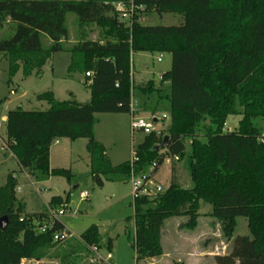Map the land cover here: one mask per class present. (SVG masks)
<instances>
[{
    "label": "trees",
    "instance_id": "obj_1",
    "mask_svg": "<svg viewBox=\"0 0 264 264\" xmlns=\"http://www.w3.org/2000/svg\"><path fill=\"white\" fill-rule=\"evenodd\" d=\"M119 2L134 6L128 23L116 9ZM140 10L179 13L184 22L144 25ZM68 13L77 16L80 26L98 25L102 38H83L67 47ZM6 22L13 33L0 39V54L9 61L10 78L19 71L24 78L41 74L61 51L71 54L70 71L92 72L86 76L91 90L86 103L59 100L46 91L37 99L47 101L49 108L7 112L6 142L21 170L36 181L64 177L71 182L70 169L50 163L58 138L88 139L91 173L99 186L130 180L132 171H145L154 162L156 174L167 158L187 157L191 188L180 184L173 161L164 191L134 198L136 259L164 253L166 219L187 216L186 227L194 229L203 201L212 206L211 215L221 222L225 236L233 238L231 251L217 254L216 264H264V143L259 141L262 129L253 123L264 117V0H0V28ZM141 51L171 54V68L158 82L132 78V54ZM132 98L139 101V111L168 113L170 122L163 136L145 134L133 149L134 161L114 165L95 138L96 115L130 113ZM232 115L242 116L238 127L224 131ZM202 121L204 136L198 134ZM16 187L13 173L0 187V217L9 218L5 229L0 228V264L43 259L61 242H54V234L65 229L60 220L51 219L48 208L25 212ZM68 203V196L58 195L48 206ZM238 217L247 218L250 236L234 237ZM81 236L85 243H99L95 226Z\"/></svg>",
    "mask_w": 264,
    "mask_h": 264
},
{
    "label": "rangeland",
    "instance_id": "obj_2",
    "mask_svg": "<svg viewBox=\"0 0 264 264\" xmlns=\"http://www.w3.org/2000/svg\"><path fill=\"white\" fill-rule=\"evenodd\" d=\"M182 17L179 13H159L156 10H140L139 12L140 22L144 25H180L184 22ZM121 20L126 23L129 22L128 19L121 18ZM66 24L69 30V37L65 42L67 47H71L83 38L101 39L104 34L102 28L96 24L80 26L74 13L67 14ZM12 33L13 25L6 22L0 28V39L9 37ZM44 43L45 45L49 44L46 40ZM161 55L162 61H158V57ZM70 62L71 54L69 52L54 53L43 67L41 74L34 73L26 83L22 71L16 77L10 78L9 61L3 54H0V134L2 132L6 135V123L1 119L3 113L18 107L25 110H45L49 108L47 101L38 99L33 100L32 105H28L26 103V97L28 96L35 97L38 93L55 91L59 100L78 98L83 103L88 102L89 87L86 75L79 71H70ZM171 63L172 56L170 53L141 51L132 54V72L143 81L149 79L159 80V74L169 70ZM17 86H24V90L28 95L22 96L23 93L17 91ZM12 90H16V92L12 93ZM150 114L152 112L141 110L135 114V117L148 118ZM160 114L159 112L158 115ZM96 116L95 138L103 144L110 161L116 165L130 160L133 146L136 147L141 143L146 134L141 129L132 130L131 113H100ZM241 117V115L230 116L224 126V131L235 130ZM169 122L170 119L157 122L156 129L160 135L166 134ZM253 123L264 130V117L254 118ZM205 126V121H202L198 127L200 136L205 135L207 129ZM66 140L67 142L63 141L60 145L53 146L52 166L70 169L74 175L71 182L64 177H52L49 182L34 180V183H32L26 174L22 172L15 158L5 156L3 153L0 154V187L6 184L8 174L13 173L17 179L16 196L24 197L25 212L45 211L47 208L46 202L53 196L69 197L65 214L59 220L74 237L56 244L48 251L49 256L59 257L61 264H71L73 261H75L73 264H80L77 259L81 258V253H83L82 255L85 254V250L80 248L78 243H81L88 250L87 247L92 248L100 245L101 242L106 243L109 236L114 237V247L111 251L113 255L112 264H188L191 260L188 262L185 253L186 248L193 252L196 258L195 264H199V260H197L199 252L204 251L209 246L215 254L231 251L233 238L228 239L225 236L221 222L211 215L212 206L201 201L199 210L201 219L199 225L196 226L198 228L193 236V243L187 242L186 244L177 233L179 229L189 230L186 227L189 218L187 216L171 217L166 219L163 225L162 245L166 254L138 261L133 247L135 232L131 222L134 216L132 181H106L103 186L97 185L93 180L90 156L86 148L88 139ZM187 144L188 150H190V139ZM173 161L176 162L175 172L180 184L184 188H191L193 181L189 174L187 157L177 161L167 158L158 175L159 182H161V184H158L162 185L163 191L169 186L170 175L172 174L171 162ZM18 186L21 187L20 191L17 190ZM82 190L90 192L88 199L80 197ZM204 219H208L209 222L207 223ZM93 226L97 228L99 243L93 245L85 243L82 236H80V240L76 239L78 235H82ZM202 228L208 230L209 233H211L212 228L215 232L214 236L211 234L196 235ZM238 235H251L248 220L245 217L237 218L234 237ZM73 239L82 242H74ZM107 252L109 250L105 249V253ZM92 263L109 264L104 260L100 262L95 260ZM201 264L210 263L203 261Z\"/></svg>",
    "mask_w": 264,
    "mask_h": 264
},
{
    "label": "built area",
    "instance_id": "obj_3",
    "mask_svg": "<svg viewBox=\"0 0 264 264\" xmlns=\"http://www.w3.org/2000/svg\"><path fill=\"white\" fill-rule=\"evenodd\" d=\"M116 9L120 15V18L123 19H128L133 15L134 13V6L130 5L127 7L124 3H116ZM158 61H162V55L158 57ZM133 74V72H132ZM92 72L88 71L86 72V76H91ZM133 78V75H132ZM161 78V77H160ZM139 112L138 109V102L136 99L132 98L131 100V116H132V121H131V128L132 130H143L146 134L150 133L151 131H156L157 134L159 132L156 129V124L158 121H162L165 119H170V116L168 113H161L160 115L158 114H150L148 118L145 117H135V114ZM259 141L264 143V130H262L260 136H259ZM134 149V148H133ZM9 150L6 138H4L0 134V151H6ZM136 158L134 157L133 150H132V158L130 159L131 161H134ZM170 159V158H169ZM167 160V159H166ZM165 160V161H166ZM174 160H178V157H174ZM165 163V162H164ZM157 163L154 162L152 165L149 166V168L145 171H142L140 173H136L132 171L131 178L130 180L132 181L133 185V197H137L140 195H153L158 192L163 191L162 185L158 184L154 180L155 176V169L157 168ZM90 196V192L88 190H82L80 192V197L82 199H88ZM65 207L67 206H57V207H50L47 205L48 208V213L51 217V219H56L59 220L62 215L65 214ZM49 225H43L40 230L45 231ZM70 237V232L67 229H63L61 231H57L54 234V242L56 241H64L67 240ZM94 251H97V247H93ZM112 255L109 253L107 255V259H110ZM100 261L103 260L100 255H98L92 262L94 261ZM21 264H26L24 263V260L22 261Z\"/></svg>",
    "mask_w": 264,
    "mask_h": 264
},
{
    "label": "crops",
    "instance_id": "obj_4",
    "mask_svg": "<svg viewBox=\"0 0 264 264\" xmlns=\"http://www.w3.org/2000/svg\"><path fill=\"white\" fill-rule=\"evenodd\" d=\"M183 16V15H182ZM183 18V20H184V17H182ZM139 21H141V19L139 18ZM21 71H19L17 74H16V76L20 73ZM162 73L163 72H161L160 74H159V80H160V77H161V75H162ZM84 75V74H83ZM133 75V79L135 80V81H137V82H142L143 80H141V78H137L134 74H132ZM15 76V77H16ZM29 77H31V76H29ZM29 77H27V78H25V80H26V83L28 82L27 80H28V78ZM159 80H156L157 82L159 81ZM87 83V82H86ZM87 85H88V87H89V85H90V81H88V83H87ZM17 91H19V92H21V93H23V95L22 96H26V95H28V93L27 92H25V90H24V86L23 87H20V86H17ZM89 96H88V99H90V97H91V90H90V87H89ZM16 92V90H12V93H15ZM53 93H54V96H55V98L56 99H58V97H57V94H56V92L55 91H53ZM39 94H41V93H38L37 95H39ZM37 95L35 96V97H32V96H28V97H26V103L28 104V105H32L33 104V100H37ZM76 96V95H75ZM77 97V96H76ZM74 99H76V100H78V98H74ZM42 101V100H41ZM79 101V100H78ZM89 101V100H88ZM136 101L137 102H139L137 99H136ZM79 102H81V101H79ZM83 103V102H82ZM6 114L7 113H3L2 114V116H1V119H2V121H4L5 123H6ZM227 122V121H226ZM96 125V124H95ZM226 125V124H225ZM94 131H95V127H94ZM1 135L4 137V138H6V135H4L2 132H1ZM95 137H96V134H95ZM67 138H58V139H56L55 141H54V143L52 144V146H51V150H50V163H51V166H52V152H53V146H57V145H60L63 141L64 142H67V140H66ZM97 139V138H96ZM98 140V139H97ZM99 141V140H98ZM135 146H133V148H134ZM1 153H3L5 156H11L12 158H14L13 157V154H12V152L10 151V150H6V151H3V152H0V154ZM164 165V164H163ZM163 165H162V167H163ZM53 167V166H52ZM162 167L160 168V170L155 174V178H154V180H155V182H157V183H160L161 184V182H159V179H158V175H159V173H160V171H161V169H162ZM22 172L23 173H25L26 174V176L32 181V183H34V179L28 174V172L26 171V170H22ZM171 176H172V174L170 175V179H171ZM52 178V177H51ZM51 178L50 179H48V180H46V181H44V182H49L50 180H51ZM169 178V177H168ZM20 189H21V187L20 186H18V188H17V190L18 191H20ZM18 199L21 201V203H22V205L24 206V197H18ZM48 203H49V200L46 202V206L48 205ZM25 209V208H24ZM41 212V211H40ZM31 213H34V212H31ZM200 217L198 218V225H199V223H200ZM207 223L209 222L208 221V219H204ZM131 222L133 223L132 225V228H134V232H135V224H134V221H133V219L131 220ZM197 225V226H198ZM198 227H196L195 229H192V231H190V229L189 230H181V229H179V231L177 232L178 233V235H179V237H181L182 238V241H184L186 244H187V242L188 243H193V236L195 235V232H196V229H197ZM205 229V228H204ZM203 228H202V230L198 233V234H196V235H200V236H204V235H206V234H211V235H213L214 236V234H215V232L212 230V228H211V233H209V231L207 230H204ZM129 230V229H128ZM164 230H163V228H162V236H163V234H164V232H163ZM194 232V233H193ZM101 234V233H100ZM80 236L81 235H78L77 236V238L76 239H79L80 240ZM102 236V235H101ZM74 236L70 233V237L69 238H73ZM195 238V237H194ZM76 239H73L74 240V242H82V241H77ZM112 240V243H111V246H110V244H109V240ZM162 241V240H161ZM78 245H79V247L80 248H83L84 250H85V254L84 255H82L83 253H81V258H78L77 260H78V263H80V264H95V263H92V260H94L98 255H100L101 257H102V259L104 260V261H106V262H109V264H112V262H111V260H112V258H113V255H112V249H113V247H114V237L113 236H109V238H108V240L106 241V243H103V242H101L100 243V245H97L96 247H97V251H94L92 248H90V247H87L88 248V250L81 244V243H78ZM105 249H108L109 250V252H107V253H105ZM163 250H164V253L162 254V256L164 255V254H166L165 253V249L163 248ZM111 254L112 255V257L110 258V259H107V255L108 254ZM185 253L187 254L186 256L188 257V262H189V260H191L188 264H190L191 262L193 263V264H195L196 263V261H195V257H194V255H193V252L191 251V250H188V248H186L185 249ZM222 254V253H221ZM50 255V254H49ZM46 256V257H44L43 259H41V260H29V259H25L24 260V263H26V264H61V261H60V258L59 257H51V256ZM217 254H215V253H213V249H211L210 248V246H209V248H205V250L204 251H202V252H199V258L197 259V260H199V264H201V262L203 263V261L204 262H209L210 264H216V261H215V256H216ZM143 260H148V258H146V259H143ZM101 261V260H100ZM100 261H98V262H100ZM73 263H75V261H73L71 264H73Z\"/></svg>",
    "mask_w": 264,
    "mask_h": 264
},
{
    "label": "water",
    "instance_id": "obj_5",
    "mask_svg": "<svg viewBox=\"0 0 264 264\" xmlns=\"http://www.w3.org/2000/svg\"><path fill=\"white\" fill-rule=\"evenodd\" d=\"M168 138H169L168 136H165V138H164V145L167 142ZM8 220H9V218H8L7 215H4V216H1L0 217V228L1 229H5L6 224L8 223Z\"/></svg>",
    "mask_w": 264,
    "mask_h": 264
}]
</instances>
